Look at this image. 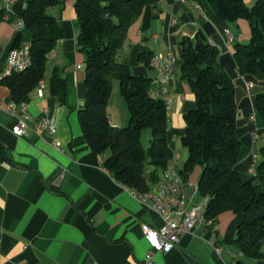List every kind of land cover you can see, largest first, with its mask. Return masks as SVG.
<instances>
[{"label": "crops", "instance_id": "1", "mask_svg": "<svg viewBox=\"0 0 264 264\" xmlns=\"http://www.w3.org/2000/svg\"><path fill=\"white\" fill-rule=\"evenodd\" d=\"M76 1L60 0L48 10L63 32L49 54L43 94L40 96L36 87L22 100L24 113L32 118L24 136L12 131L20 114L10 111L12 95L0 83V264H142L150 249L142 223L155 228L163 224L162 216L150 202L132 194L103 167V156L93 151L84 137L78 112L87 88L85 56L77 46ZM244 1L252 6L257 0ZM27 2L0 0V72L6 67L17 36L21 35L20 46L29 45L32 40L25 26L16 28ZM174 18L176 24L172 23ZM258 23L256 18L228 21L208 0L173 3L160 0L155 6L147 5L131 26L117 60L126 61L136 72L145 71L153 79L152 94L160 88L156 81L159 74L155 68L145 67L141 54L170 50L177 57L174 76L168 83L173 97L168 107L169 170L180 171L186 161L187 149L181 143L184 115L196 105L194 92L182 70L181 42L186 38L195 40L202 30L207 40L221 50L226 68L232 70L235 43L249 42L252 26ZM55 67L67 81L63 104L49 88ZM233 71L237 73V67ZM236 89L239 104L248 100L239 109L240 117L248 119L243 127L249 124L253 127L243 135L248 150L241 162L243 175L248 177L254 171L251 167L244 169V162L264 146V119L249 109L256 94L264 91V84L237 76ZM108 113L113 125L124 126L129 122L130 113L119 81H113ZM46 115L55 118V135L35 125L36 120ZM55 141L61 143L60 148L54 145ZM180 161L183 165H179ZM200 173L201 167H197L188 180L198 184ZM198 193L202 202L196 191L194 201L206 203L208 198ZM243 217L242 207L223 212L216 219V231L199 225L193 232L182 235L171 251L156 252L154 264H235L230 251L236 252L232 240ZM217 246L222 248L220 252ZM261 251L264 252V241ZM253 262L264 264V260Z\"/></svg>", "mask_w": 264, "mask_h": 264}, {"label": "trees", "instance_id": "2", "mask_svg": "<svg viewBox=\"0 0 264 264\" xmlns=\"http://www.w3.org/2000/svg\"><path fill=\"white\" fill-rule=\"evenodd\" d=\"M159 1L77 0L75 3L79 20L77 46L85 56L87 88L84 105L78 112L82 131L90 148L103 156V167L120 184L138 194L149 190L150 183H155L161 177L159 172L168 166V106L163 98L152 94L153 79L145 71L136 72L126 61L117 60V54L125 46L129 30L144 8L155 6ZM208 1L228 21L256 18L259 23L252 26L249 42L235 43L232 68L237 67V73L226 68L221 50L207 40L202 30L195 40L186 38L181 42L182 70L194 92L196 105L184 115L181 143L188 155L180 174L188 180L201 167L198 189L208 198V218L216 220L225 211L243 208V220L232 240L236 252L241 253L235 264H257L253 261L264 260L261 251L264 146L259 149L254 173L245 177L241 161L248 147L243 135L253 127L250 124L243 127L248 119L239 117L240 105L246 106L248 100L242 104L237 101L236 77L244 76L264 84V0H257L252 6L244 0ZM59 3L60 0H28L23 10L21 19L32 35L31 62L24 70L0 81L9 88L15 102H21L45 77L49 54L63 32L48 10ZM20 42L21 35H18L12 48L20 47ZM152 54H141L145 67H151ZM114 80L119 81L130 113L129 122L124 126L113 125L108 113ZM49 88L59 103H65L67 81L58 67L49 78ZM249 112L264 119V91L256 94ZM145 129H150L152 134L147 150L141 141ZM253 162L250 156L244 162V169L252 167Z\"/></svg>", "mask_w": 264, "mask_h": 264}, {"label": "built area", "instance_id": "3", "mask_svg": "<svg viewBox=\"0 0 264 264\" xmlns=\"http://www.w3.org/2000/svg\"><path fill=\"white\" fill-rule=\"evenodd\" d=\"M173 24L177 23L174 18ZM24 27L23 20L20 19L16 23V28ZM230 34L229 30H226ZM31 62L29 45L12 48L9 52L6 67L0 72V81L11 75L13 72L24 70ZM177 57L172 51H156L150 59V66L158 71L157 82L160 88L155 92V95L164 99L169 107L172 104L173 97L171 96L168 87L169 81L173 78ZM80 65H78V68ZM252 83H249V86ZM45 87L44 79H41L37 85L39 95L43 94ZM84 105V102H82ZM14 114H20L12 131L17 136H24L29 128L31 116L24 113L25 104L13 101L9 107ZM43 132L50 135H55L57 132L55 118L53 116H43L35 121ZM258 136L255 135V139ZM54 145L61 147L59 141H55ZM258 160V154H253V165L251 170H255V165ZM149 190L138 194L129 189L132 194L140 198L143 202H150L152 208L157 211L163 219L162 226L155 228L148 223H142V231L147 242L150 245L142 264H154V256L156 252H169L179 242L180 237L186 233L193 232L199 225L205 224L212 231H216V220L206 216V204L194 201V192L198 189V184L192 183L184 179L180 171H171L167 167L161 177L155 182L150 183ZM217 251H221L220 246L216 247ZM230 254L235 260L241 253L230 251Z\"/></svg>", "mask_w": 264, "mask_h": 264}, {"label": "rangeland", "instance_id": "4", "mask_svg": "<svg viewBox=\"0 0 264 264\" xmlns=\"http://www.w3.org/2000/svg\"><path fill=\"white\" fill-rule=\"evenodd\" d=\"M115 83H118V81L115 80ZM151 137H152V134H151L150 129H145V130L143 131L142 139H141V141H142V145H143V147H144L145 150L148 149V146H149V144H150V139H151ZM258 144H259V142H258ZM179 165H183V162L180 161V164H179ZM180 167H181V166H180ZM198 191H199V190L197 189V190H196V196H197V199H199L200 202H202L201 197L198 195V194H199ZM199 200H198V201H199Z\"/></svg>", "mask_w": 264, "mask_h": 264}, {"label": "water", "instance_id": "5", "mask_svg": "<svg viewBox=\"0 0 264 264\" xmlns=\"http://www.w3.org/2000/svg\"><path fill=\"white\" fill-rule=\"evenodd\" d=\"M241 116V113H239V117ZM209 201L207 200V202L205 203L206 206L208 205Z\"/></svg>", "mask_w": 264, "mask_h": 264}]
</instances>
